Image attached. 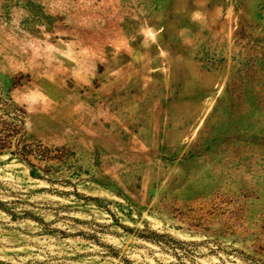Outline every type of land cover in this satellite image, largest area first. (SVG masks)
Segmentation results:
<instances>
[{
    "label": "rangeland",
    "instance_id": "1",
    "mask_svg": "<svg viewBox=\"0 0 264 264\" xmlns=\"http://www.w3.org/2000/svg\"><path fill=\"white\" fill-rule=\"evenodd\" d=\"M0 264H264V0H0Z\"/></svg>",
    "mask_w": 264,
    "mask_h": 264
}]
</instances>
